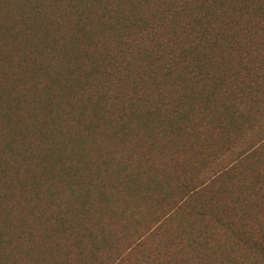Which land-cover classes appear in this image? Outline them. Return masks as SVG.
Here are the masks:
<instances>
[{
    "label": "trees",
    "instance_id": "obj_1",
    "mask_svg": "<svg viewBox=\"0 0 264 264\" xmlns=\"http://www.w3.org/2000/svg\"><path fill=\"white\" fill-rule=\"evenodd\" d=\"M60 1L62 7L50 15L47 4L39 0H14L22 29L11 28L9 22L8 30L14 39L23 36V45L31 50L36 49L34 40L40 36L42 50H47L55 57L56 63L50 67L49 63L42 61L31 65L22 55L21 69L27 75L21 84L43 77L47 87L56 96H65L71 91L83 92L84 104L79 107L78 103L74 105L72 101L65 100L59 102L57 110V104H52V100L47 97L36 106V111L43 112L44 128L40 129L41 126L33 130H9L4 133L9 142L0 144V264H14L11 256L15 252L30 256L31 264H44L41 254H36L31 248L22 250L18 240L13 241L14 227L3 215L8 204L9 181H15L21 189L30 186L36 195L39 194L41 186L38 182L27 185L24 180L26 175L32 177L38 167L46 172L49 181L46 190L50 204L55 205L58 197V193L52 190L56 185L55 178L63 175L61 188L69 199L78 202V219L92 220L94 214L88 207L90 192L85 193L86 201L79 193L87 190L88 184L84 185L82 178L98 168L94 160L98 163L103 160V157H97L99 152L94 153L88 148V141H93L92 136L104 123V115L99 111H104L105 104L111 111H122V116L110 127V134L133 141L137 138L142 140L140 133L146 131V123L142 118L135 120L133 112L128 116V111H149L146 114L149 121H157L160 126L181 134L182 129L187 130L192 125L193 116H204L205 119L212 118L214 128L221 132L229 131L231 136L237 137L241 131L239 120L242 118L238 111L255 109L264 100V62L258 63L253 59L259 54L264 56V0ZM93 19H96L97 26L102 30L104 26L108 27L105 34L111 39L96 29ZM37 25H40L41 31H38ZM112 53H115L113 57ZM17 75H14L16 85L19 84ZM127 84L132 88V93L126 94L124 98L122 91ZM220 92L240 102L238 106L227 109L233 111L230 114L212 112V100ZM4 103L0 115L9 119L15 108L21 106V101ZM24 103L25 98L22 105ZM241 106L244 108L241 109ZM62 107L63 111L81 123L84 135L68 134L65 128L56 124L57 114L54 111ZM182 124L184 126L180 128ZM229 132H226L225 137H230ZM190 135L194 140L197 139V130H191ZM34 138L39 141H33ZM15 142L19 145H14ZM260 151H264V135L250 141L245 151L237 153L231 166L213 175L208 183L189 189L181 197H175L173 191L176 187L172 190L170 182H150L141 193L142 200L146 202L155 197L161 204L173 198L165 217L167 220L177 219L183 205L190 203V198L207 192L222 175L237 173L238 166L247 160L258 159ZM92 157L95 159L92 160ZM107 163L104 161L100 164L104 175L111 174L110 164ZM124 163L117 165V171L126 176L127 190L133 192L141 174L130 170ZM68 164L71 166L68 167ZM22 172L24 175L20 180ZM262 175L252 178L248 184L246 201L240 198L233 201L235 219L238 220L236 224L225 222L219 216L214 219L213 231L226 234V242L214 241V235L211 234L197 237L196 233L188 230L191 255L183 264H264ZM94 188L99 192L104 191V183ZM102 193L99 197L106 207L108 199ZM135 210L136 207L128 201L121 211L110 213L111 223L122 222L124 226L127 225ZM251 214L253 219L256 218L249 227L243 223L242 216ZM199 215L203 218L209 216L201 211ZM63 217L61 228L66 233L71 231L67 220L69 215L65 219ZM98 225V230L86 229L78 233L77 245L82 244L85 238L94 252L100 250L102 242L104 245L109 244L115 234L106 229L109 225L105 226L100 220ZM161 228L149 235H154ZM17 230L19 235L24 233L22 227ZM146 237H139L130 251L138 250L145 259L154 260V256L151 258L147 252ZM8 248L9 252L6 251ZM124 262L125 259H121L118 264ZM80 264H97V260L94 257Z\"/></svg>",
    "mask_w": 264,
    "mask_h": 264
},
{
    "label": "rangeland",
    "instance_id": "obj_2",
    "mask_svg": "<svg viewBox=\"0 0 264 264\" xmlns=\"http://www.w3.org/2000/svg\"><path fill=\"white\" fill-rule=\"evenodd\" d=\"M39 1L44 5L47 4L50 15L59 10L60 6L62 7L60 0ZM17 12L14 0H0V110L5 105L4 102L10 101L14 104L21 101V106L15 108L10 119L0 115V132H3L0 135L1 145L9 142L4 136L6 131L33 130L42 126L43 112L36 111V106L47 97L52 100V104H57V110L59 102H65V100L72 101L74 105L78 103L79 107L84 104L82 103L83 92L71 91L65 96H56L55 92L47 87L43 77L21 84L27 75L21 69L23 68L21 65L22 55L27 58L31 65L42 61L53 67L56 62L54 56L47 50H42L43 45L41 46L40 36L34 40L36 44L34 50L23 45V36L14 39L8 28L10 22L11 28L22 29ZM245 16L249 17L248 14ZM92 23L99 32H104L106 38L111 39L105 34L108 32V27L104 26L102 30L100 26H97L96 19H93ZM36 28L41 31L40 25H37ZM114 55L115 53L111 54L112 57ZM253 59L258 63L264 62V56L261 54L254 56ZM15 74H18L19 84L17 85L14 82ZM122 92V97L126 98L127 95H131L132 88L127 84ZM23 98H25L24 105H22ZM212 101L214 103L212 112H227L228 114L233 112L227 111L230 106L240 104L239 101L233 100L225 92L215 94ZM105 106L104 111H99L100 114L104 115V123H101L96 135L92 136L93 141L91 143L88 141L90 144L88 148L92 149L94 153L99 152L100 155L97 157H103V160L98 163L95 157H92V160L95 159L94 162L97 163L98 168L89 171L82 178V181L85 182L84 185H88L85 192L79 193L83 195L82 199L86 201L85 193L90 192L88 207L94 214L91 217L92 220L88 222L78 219V202L73 198L69 199L66 191L61 188L63 175L55 178L54 184L56 185L52 190L58 193V197L55 205L50 204L46 190L49 181L45 176L46 172L38 167L32 177L24 176L27 185H31L33 181L40 184L41 191L37 194L38 196L31 190L30 186L21 189L15 181L13 183L9 181L8 204L3 215L14 227L13 241L18 240L22 250L27 251L31 248L36 254H41L44 264H80L90 261L94 257L97 264H118L121 259H125L124 264H153V262L155 264H166L167 262L183 264L191 255L187 236L188 230L196 233L197 237L203 238L206 234H211L214 235V241L226 242L228 239L226 234L213 231V221L219 216L230 224L238 222L235 219L237 216H235L236 210H233V201L237 198L246 201L249 195L248 184L252 178L264 173V151H260L258 159L247 160L239 165L237 173H231L229 176L222 175L207 192L190 198V203L183 205L182 213L179 217L176 216L177 219L167 220L165 217L166 213L170 211L169 205L173 198L161 204L157 202L155 197L145 202L142 200L141 193L150 182L166 180L173 185L172 190L176 187L173 191L174 196L181 197L184 192L208 183L213 175L230 167L239 151H245L250 141H255L256 138L264 135V100L255 109L248 108L238 111L242 118L239 120L241 131L237 137L231 136L229 131L221 132L214 128L215 124H213L212 118L205 119L204 116H193L192 125L187 130L186 128L182 129L183 134H181L175 132L176 130L160 126L157 121H149L146 117L149 111H128V116L133 112L135 120L142 118L143 122L146 123V131L140 133L143 141L138 138L129 141L122 137L112 136L109 129L122 116V111H111L106 104ZM63 108L54 111L57 114L56 124L65 128L68 134L84 135L81 123L63 111ZM240 108L243 109L244 107L241 106ZM163 112L168 113L170 111ZM34 113L36 115L33 117ZM183 126V124L179 125L180 128ZM194 129L198 132V138L195 140L190 135L191 130ZM226 132H229L230 137H225ZM33 141L39 140L34 138ZM14 145H19V143L15 142ZM104 161L110 164V175L103 174V168L101 169L100 164ZM121 162H125L124 164L129 166L130 170L141 174V178L139 181L137 180L138 183H135L134 186L136 190L133 192L127 190L129 186L126 182V176L117 171V165ZM67 166L70 167L71 165L68 164ZM23 175L22 172L20 180H22ZM262 176L264 178V175ZM99 183H104V191L99 192L94 188L95 185L99 186ZM57 184L59 185L58 188L56 187ZM100 193L104 194L105 199H108V206L102 205ZM128 201L136 207L132 220L125 226L122 222L111 223L110 213L121 211ZM244 206L247 207V205ZM66 210L69 211L68 214H66ZM200 211L209 214L208 218L200 216ZM64 215L65 217H63ZM67 215H69L67 220L71 231L64 233L61 228V218L65 219ZM255 218L253 219V214L246 217L242 216L243 223L249 227L252 226L251 221ZM259 219L263 222L261 218ZM99 220L105 226L109 225L106 229L115 234L110 243L104 245L102 242L100 250L94 252L91 244L85 238L82 240L83 243L78 246L77 234L86 229L98 230ZM19 227L24 228V233L21 235L17 232ZM159 227L162 228L157 233L151 234L152 236L149 235L154 230L156 232ZM125 228L127 229L124 231ZM47 234L50 236L48 237ZM143 236H147V252L151 258L154 256V260L145 259L138 250L130 251L139 237ZM105 242L107 241L105 240ZM6 251L9 252L10 248ZM11 262L14 264H31V257L23 252L19 254L15 252L11 256Z\"/></svg>",
    "mask_w": 264,
    "mask_h": 264
}]
</instances>
